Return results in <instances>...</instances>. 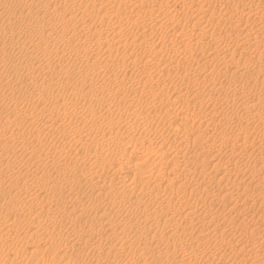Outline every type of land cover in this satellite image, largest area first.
<instances>
[{"label": "rangeland", "instance_id": "374dc122", "mask_svg": "<svg viewBox=\"0 0 264 264\" xmlns=\"http://www.w3.org/2000/svg\"><path fill=\"white\" fill-rule=\"evenodd\" d=\"M25 1L29 3V6L32 5V7L35 8H37L40 4L45 5V3H47L45 5L46 7H48V5L49 7H52L54 4L55 7L59 5L58 7L60 8L66 6V4H69L67 7L72 6L73 4L72 14H78L80 10L84 8V5H88V2L84 0L77 1V4L81 3L82 7L81 5L72 3L73 0H50V2L49 0ZM59 1L61 3H59ZM130 1L132 2L131 10H123L122 15L111 13L105 17L106 22L111 23L115 20H120L125 23L127 21L126 19L128 18L127 15L129 12H131V16H134L138 11H144L148 9V5L145 3V0ZM150 1L153 8L151 12L143 15L144 17L142 21L138 22V24H133L131 26L126 25V31L124 30V33L129 34L132 31H136V29L137 31H141L145 28H149L151 24H154L157 21L161 22V20H163L162 24L159 23L158 27L160 26L164 36L157 35L163 39H154L153 42L155 44L159 43L158 45L153 44L152 41H148V44L142 42V45L139 43V41L135 42L134 44L137 46V48L136 46H131L128 48V50L126 49L127 51H125L127 54L131 53L130 55H133V57L136 54H138L136 56L139 58H141L140 56L143 57L141 52L144 50V53L146 54L147 52L151 53V50H158V47L160 46L165 47L164 39L172 37L173 29L171 26L173 25H168V23L165 21L164 13L171 16L173 12H166L164 4L165 0ZM224 1L225 0L215 2L214 0H211L209 4H205L203 8L198 11V7L200 5L198 1L195 0V4L189 7V17H179V26L177 29L187 31L188 35L181 36L180 33H177L182 31L178 30L176 33L177 36H179L177 37V40L179 41L178 45L187 42L190 45V49L191 47L193 48L191 50H194L195 47L194 45L192 46V42H195L200 37V33H202L200 32L199 27H193V23L198 19V17H201L200 21L202 22V25H205L206 19H209L218 27L225 30L226 34L223 35L216 44V52L212 55H204L201 64H195L196 66H192V64L186 63L181 65L179 72L174 69L168 71L167 69L156 65L158 59V62L161 63L166 60L167 56L171 53L177 57L174 63H178L179 54L175 49H170L168 51L169 54L166 51L163 53V49L166 50V47H160L159 50L161 49L160 51L162 53L158 52V50V54L155 55L158 57L148 61V66H145L142 61H137V66L133 68L131 64H128L126 60H124V58L119 60L115 55L116 52L113 51L114 54L112 55V60L109 61V63L112 62L109 64L110 69L118 71L119 68H121V71H118V80L120 82L124 80V78L129 77V80L133 81L134 86H137L136 80H139L140 84L144 83V98L141 100L138 96V93L135 94L133 91L128 93L118 92L112 94V96L111 94H107L109 96L104 95L95 100L91 99L90 94L86 93L87 88L99 90L101 87L105 88L106 86H110L105 84L108 82L110 83L109 79H103L102 76H97L91 72L94 71V69L90 68L91 64L93 67V62L96 64L99 63V61H97V57H95L93 54L91 58L84 59L82 57L80 58L79 55V57L75 58L74 56H69L60 61L55 58L56 54L54 53V50L51 51L52 48H50L49 45L47 46V44H45L43 48H40V50L28 48V50L23 49L22 51H9L10 49L8 50L7 48L6 52L0 51V69L2 70L0 73V264H41L40 261L44 260V258L46 259L45 262L48 264H63V259L60 254L52 253L47 257H42V253L45 251V248L50 245H61L67 250L72 248V253H69L68 251V256L71 258L83 259L88 263L94 264L97 248L93 246L97 239L102 241V244L105 246V248L108 244L115 243V241H117L116 246H131V249L135 251L138 249L140 242L133 231H127L125 235H120L118 240H115L113 237H111L108 232L100 234L96 237L90 236L86 232L81 233V228L92 229V227H98L101 222L107 220L115 226H119L120 223L129 217L133 219L131 222L136 221L131 216L132 213L129 214L130 212L123 210L122 206H120V208L114 207L112 209L99 208L98 210L94 209L93 207L97 203L108 202L114 198V193L116 192L112 189L114 186L113 181L110 178L113 177L115 171L113 169L107 170L103 174L105 181H101L99 186H97L95 189H92L91 185L86 179L80 178L79 180H76L73 178V176H70L71 174H76L77 171L79 173V169L87 168L89 161H87L84 157L87 153L90 154V152H93L91 153L92 156L94 155L93 158L98 159V161L105 160L104 162H107V160L111 162L116 159V157L123 154L124 151L119 152L118 150H115V147L112 144L102 149L96 148V143L99 141V139L104 140V138H108V140L113 141L114 139V141H117L115 136L118 137L119 135L118 141L122 140L121 142L123 143L124 141H128L130 138H132L133 141H136L137 149L141 146L148 147L150 145L148 147L149 150L154 151L160 144H163V147L160 145L163 150H168L171 148V154L163 159V163H167L165 167L167 172H165L164 176H166L168 179L175 178L190 183L188 186L185 185L181 188L174 187V189H169V187L165 185V183L168 182V179L165 181L161 179V181H159L163 185L159 186L156 190L165 194L171 205L191 206L189 207L191 208V211L188 216L194 218V220L197 221H199V218L202 216L200 209H203L205 204H210V207L213 208L208 209L209 215L213 217L212 226L209 229H195L196 232H191L194 231L191 228L184 230L182 233L180 232L177 235L179 240H177L175 244L173 243L174 246L172 244L171 248H182V250L189 251L201 249L204 245L207 246L209 244H217L220 246L224 245L226 247V251L221 257V254H217L213 257H198L191 264H223V262L226 264H256L255 259L259 258L258 255L245 254L243 256H236L238 253H236L232 248V243L238 239L246 242L248 240V234L250 233L249 230L251 229L249 224L254 221L256 223L260 222L261 228L259 227L258 229H261L264 232V163L262 164L259 158L255 156V149H259L261 146V148H264V137H261L264 130L262 129V126L264 125L261 124L260 126V123L258 122H255L253 126L249 124V127L247 128V130L250 131L248 134L249 137L243 144L242 139L235 137L236 134H238V131L235 130L237 129V126L235 127L233 125H237V122L233 118L232 121L234 122L232 123L229 118L225 117V114L237 115V112L240 116L243 115L241 114L242 112L239 113L236 109L233 110L232 108L228 107V104L232 102V100H236V96H234L235 91H237L240 95H244L243 97H240L239 100L244 98L250 104H256L258 108L264 110V45L255 46L243 44L239 46V50H242V52L236 50L237 44L248 36L254 35L258 32L264 36V0H230V4L232 6L238 7V9L242 10L236 14V17L240 16L242 20L239 25L241 28L240 31H230V23L225 18V15H222ZM102 2L107 4L108 0L96 1L94 7L96 5H99L98 7L105 6ZM5 5H8L10 8L7 9ZM97 6L95 8H98ZM41 7L45 8L43 5L38 8ZM20 8L21 7L20 4L18 5V0H0V30L3 29L8 33H11L15 38L22 39V37L27 35H39L28 27V23L40 24L42 21L50 20L49 22L55 25L63 24L64 20L61 15L45 17L40 13L36 14V16L33 15L32 17L34 19L32 17L28 19L27 16L25 17V15L29 9L23 12L20 11ZM123 12L127 13L123 14ZM101 13L102 12H100L99 15H101ZM18 14L22 17H18ZM24 17L26 21L24 20ZM98 17H86L88 23L86 20L85 22L89 26L91 25V22L92 24H98L100 21V18ZM88 18L90 19L88 20ZM59 19L61 20L59 21ZM13 20H15V22ZM24 22H27L26 25H24ZM85 22L82 25L85 26ZM102 37L98 38V42L101 44L103 51L109 50V46L112 44V47L116 48L121 46L122 49L124 42L130 43L128 38L118 43L114 42L113 40L111 41V36L103 35ZM84 40L86 43L88 42V44H94L96 42L95 37H85ZM208 41H210L209 36H204L201 39V43L203 45ZM2 43H4L6 46L10 45L9 40H3ZM96 44L97 42L94 44V48L96 47ZM102 45H105L104 47H107L108 49H104ZM131 49L134 50L131 51ZM47 52L49 56H47ZM91 53L92 52H90L88 56H91ZM29 54L38 56L40 59L49 57L48 60H51L49 62H52L51 64L56 65L57 68H66L67 66V68L74 67L72 69L84 71L82 72L84 74L85 72L86 74L91 72L89 75H93V77H89L91 80L89 79L90 81L88 85H85V88L83 87L84 89L80 91V94H84L88 101H83V103H81L76 99L70 98L68 100V96L63 93L65 91V87L61 88L63 90L62 91L57 86V84H55L58 80H62L63 82L66 80H74V73L71 75L68 74V76L65 75L64 77H60L58 75L59 79L57 81V78L55 74H52L51 69L46 70L44 75L40 73L37 75L36 73L37 76L34 75V78L26 76L27 72L25 67L29 63ZM40 54L42 56H40ZM163 58L165 59L163 60ZM52 59L56 60L53 61ZM81 60L85 61L81 62ZM59 61L61 62L62 66H58L60 63ZM64 61L67 63V65ZM71 61H74L76 65L74 63V65L71 64ZM15 63L17 65H15ZM122 63H125L124 70H122ZM202 64L207 66L201 68ZM226 66H236L241 69L239 72L230 73L224 70ZM98 67H100V65H97V69H99ZM152 70L154 73L152 75H155L154 77L149 75V71ZM9 72L12 73V76L9 75ZM187 72L189 74L192 72V74H190V81L182 77L183 73ZM56 73L58 74V71H56ZM177 74L181 77H179ZM73 75L74 77H72ZM193 77L197 78L193 79ZM53 79L56 82L53 81ZM101 80L104 82H101ZM106 80L108 81L105 82ZM194 80L196 83H198L196 84ZM51 81L55 83H51ZM185 82L186 85L184 86ZM40 84H44L42 88H39ZM179 87H182L181 89L183 90V92L180 94L184 95L181 99L176 98L177 94L171 93L173 89ZM213 87L220 90V93L215 94L213 98H210L208 95V90ZM47 88L50 89L48 90ZM149 90L152 96L157 97L152 99L151 96H147ZM41 93H44V97L42 100H39L38 97ZM180 94L178 96H180ZM159 97L163 102L169 104L171 109L169 113L166 114L161 110V108H159V106L162 105L157 102ZM36 98L40 102H38ZM4 99H12L13 102L10 105L4 102ZM61 101L68 107H78L77 109L79 111L81 110L82 113L88 116L91 110L95 107L97 108L105 105L107 108L108 104H110L109 107H112L115 115H109L111 118L109 117V119H106V121L104 120L101 127L102 129L98 132L99 135L94 133V135H91V137H85L80 131L76 129V126L64 128L63 123L67 122V119L59 118L56 122H52L51 120L47 121L45 118L43 120L40 119L44 115L43 112H45L47 107H49V109H55L58 107V103H61ZM35 103L37 110L35 111L34 107V111L33 113H29L30 115H24L20 112H7L9 106V110H13L14 108L18 109L25 104L28 106H35ZM37 103L39 107L37 106ZM130 104H132L133 107L126 116L132 121L135 120L134 118L138 119L137 117H139V115L140 117L141 115H153L155 119H150L148 122H142L143 120L140 118V120L134 121V123L128 127L113 125L112 122L116 121L118 117V113L115 112L117 111V107L119 105L120 107H124L126 105L129 106ZM114 107L116 109H114ZM222 111L224 114H222ZM176 114H184L189 118L188 121L180 128L177 127L179 120L175 118ZM7 115L9 116L8 118ZM199 116L206 117L200 120ZM38 117H40V120ZM115 117L116 119H113ZM170 119H172L171 125L169 123ZM107 126L111 127L108 129ZM125 129H127L126 132ZM118 131L120 133L124 132L126 136L124 135L121 138L122 134H119ZM174 131L178 132V139L174 138ZM108 132L111 133L109 134ZM108 135L110 136V139ZM149 135H151L152 140L154 139L153 141H155L153 145H151L152 142L149 140L150 138H147V136L150 137ZM229 135L232 138L235 137L233 143L235 150H238L243 147V145H245V148L251 151V154L249 156H245L242 159L233 156L230 160H228L231 154V150L228 149H232V145L228 147L227 150L215 145L219 144V137L225 138L227 136L229 137ZM61 144L66 145L63 150L56 152L55 147H52ZM170 144L171 147H169ZM210 144H212L213 147L208 150L210 148ZM250 145H253L252 148ZM253 147L255 149H253ZM130 149L131 147L129 150ZM117 151L119 152L118 155ZM39 152L40 154L47 152V156L45 157L41 154L42 157H44V159L42 158L41 161H38L36 158ZM176 152H180V154L175 156L174 153ZM181 154H186V160L190 159V161L186 164H183L184 157H182ZM216 154L217 156H215ZM262 155L264 156V151L262 152ZM179 157L180 162L178 160ZM174 161H176L175 169ZM146 169L147 168L145 165L140 167L139 172L141 174L136 176V180L138 181L137 184L139 186L144 185L150 188L153 186V184H149V181H147ZM130 177L131 176H129L127 180ZM191 184L198 186L199 190L196 191L195 187L190 186ZM227 186L232 187V189L230 195L225 197L226 193L229 191H219L221 188H225ZM110 190L111 192H109ZM211 194H214L215 196L212 197ZM138 197L140 196H134L133 198ZM195 198L211 200V202H197L195 201ZM40 203H42V205ZM192 204H196V207L200 209L193 208L194 206ZM232 208H236L239 211H234ZM74 209H82V215H80V211L77 213ZM165 209H167V207H165ZM47 210H49V212ZM163 212L164 209L156 208V213L159 219L163 216ZM221 212L224 214H221ZM135 215L138 216L139 214L135 213ZM256 217L259 218L257 219ZM176 218L179 220L180 216H177ZM37 228H41L42 231H46H37ZM58 232L60 235H58ZM189 232L191 234L193 233L192 236L195 240H193ZM158 235L160 241L163 242V237L161 234H157V236ZM85 240L87 245L83 243ZM169 243H171V241H169ZM163 244H165V242H163ZM258 244L259 243L256 245H251L250 250L256 251L264 248V243L259 246ZM195 246H197L196 249H194ZM34 249L35 251H33ZM31 252L37 253L34 255V253ZM27 254H29V258H27ZM36 255L38 256L36 257ZM115 256L117 258L110 257L108 261L104 260L100 264H178V259L172 258L169 255L161 257L157 255H149L144 259H137L134 257L118 258L117 255ZM217 256L220 257L223 262ZM205 258L206 260L208 259V261H206Z\"/></svg>", "mask_w": 264, "mask_h": 264}, {"label": "bare ground", "instance_id": "6f19581e", "mask_svg": "<svg viewBox=\"0 0 264 264\" xmlns=\"http://www.w3.org/2000/svg\"><path fill=\"white\" fill-rule=\"evenodd\" d=\"M54 1H56V0H54ZM77 1L78 0H73L72 3L77 4L78 3ZM84 1H87L88 5L85 6L83 4L84 8L82 10H80L79 7H78V9L80 10V12L78 14H72V10H73L72 6H73V4H72V6H69V7H67V5H69V4H66V6H63L62 8H60V7H58L59 5L55 7L54 4H53L54 6L51 4L52 7H49V5H48V7H46L45 5L47 3H45V5L44 4H40L38 6V7H40L41 5H43L45 8H43V7L35 8V7H32V5L29 6V3H27L25 0H18V5L20 4V7H21L20 11L24 12V11L29 9L27 11L26 15H25V17L27 16L28 19H30L33 15L36 16V14H40V13L43 16H45V17L46 16L61 15L63 20H64L63 24L55 25L53 23H50L49 22L50 20L49 21L48 20L42 21V23H40V24L28 23L27 24L28 27L31 28L32 30H34L39 35L36 34L37 36H34L35 34H33L31 36L29 34L31 32H29L28 34L30 36L27 35L25 37H22V39L21 38H15L14 35H12L11 33H8L7 31L2 29V30H0V51L1 52H3V51L6 52L7 48H8V50L10 49L9 51H14V50H21L22 51L23 49L24 50H28V48H33V49H39L40 50V48H43L44 45L47 44V46L49 45V47L52 48L51 51L54 50V53L56 54L55 58H57L60 61H62L64 58L69 57V56L70 57L74 56V58H75V57H79V55H80V58L81 57L84 58V59L85 58H91L92 54H93L95 57H97L98 60L97 59L96 60L99 61V63L96 64L95 62H93V67H92V64H91L90 68L94 69V71H91V72L93 74H96L97 76H102L103 79L104 78L109 79L110 83L108 82V83H105V84L110 85V86L109 87L106 86L105 88H102L101 87L102 85H101L100 86L101 88H99V90H97V89L94 90V89L87 88L86 93L90 94L91 99L95 100V99L100 98V96H104V95H107V94H109V95L111 94V96H112V94H115V93H118V92L128 93V92H131V91L135 92V94L138 93V96H139L140 100L143 99L144 98L143 91H145L144 83L140 84V81L136 80L137 86H134L133 81L129 80V77L124 78V80H122L120 82L118 80V77H119V72L118 71L119 70L121 71V68H119L118 71H114L113 69H110L109 64L112 63V62L109 63V61L112 60V55L114 54L113 51H115L116 52L115 55L118 57L119 60L124 58V60H126V62L128 64H131V66L133 68H135L137 66V63H138L137 61H142V63L145 66H148L149 65L148 61L154 59L156 57L155 55H157L158 52H161L160 51L161 49L159 50V48L160 47L162 48L163 46L158 47L159 51L157 49L156 50L154 49L155 51L150 49L151 53H149V52L146 53V54L149 53L148 55H146L144 53V51H145L144 50L143 52H141L143 54V57L140 56L141 58L136 56L138 54H136L133 57V55L132 56L130 55L131 53L127 54L125 51H127L128 48H130L131 46L132 47L136 46L134 43L138 42V41L142 45V42L148 44V41H152L153 42L154 39H157V38L163 39L160 36H157V35L164 36L162 31H161L160 26L158 27L159 23L162 24L163 20H161V22L157 21L156 23L151 24L149 26V28H145L144 30H141V31L138 30L137 31V29H136V31H132L129 34H125L124 30L126 29V25L127 26H131L133 24L134 25L138 24V22L142 21V19L144 17L143 15L151 12V10L153 8H152V3H151L150 0H145V3L148 5V9L147 10L138 11L137 14H135L134 16L133 15L131 16L130 15L131 12H129V14L127 15L128 18L126 19L127 21L125 23H123L120 20H115V21L109 23V22H106L105 17L107 15L111 14V13H114V14L116 13L118 15H122V11L123 10H131L132 2L130 0H108L107 4H104L102 2L105 6L98 7L99 5L98 6L96 5L98 8H95L96 6L94 7V4H95L96 1H99V0H84ZM194 1L195 0H165L164 1L166 12H173V14L171 16L166 14V13H164L165 21L168 23V25H170V24L173 25V26H171L172 29H173V32H172V37L171 38L164 39L165 40L166 50L163 49L164 51L163 50L162 51H163V53L165 51L168 53V51L170 49H172V50L175 49L178 52V54H179V57H178L179 60H178V63L175 62L177 64L176 65L174 63V61H176L175 59H177V57H175V55H172L171 53H170V55H168L169 54L168 53V54H166V55H168L167 59L164 60L165 58H163V60H164L163 62H161V63L158 62L159 61V59H158V61L156 63L157 66L165 68L168 71H171V69H174L177 72H179V70L181 69V65L186 64V63L187 64H192V66L195 65V64L196 65L201 64L204 55H206V54L212 55V54H214L216 52V44L221 39V37L226 34L225 30H223V28L218 27L214 22L210 21L209 19H206L205 25L204 24L202 25V22L200 21L201 17H198V19L195 20L194 23H193V27H199L200 28V32H202V33H200L201 34L200 37L195 42H192L193 43L192 46L193 45L195 46L194 50H191V49H193L192 47L190 49V47H189L190 45L187 42L184 43V44H179L178 45L179 41L177 40V37H179V36H177V34L180 33L181 36L188 35L187 31H184L182 29H177V27L179 26V17L180 16L189 17V15H190L189 14L190 13L189 12V7L191 5L195 4ZM197 1H198L199 5H200L198 7V11H199V10H201L203 8V6L205 4H209L211 0H197ZM214 1L215 2H219L221 0H214ZM30 2H32V1H30ZM49 2H50V0H49ZM59 3H61V2L59 1ZM63 3H65V2H63ZM48 4H50V3H48ZM77 5H81V3L77 4ZM223 5H224V9L222 11V15H225V18L230 23V31H240L241 28L239 27V25L242 22V20H241L240 16L236 17V14L238 12H241L242 10L238 9V7L232 6L230 4V0H225ZM5 7H7V9L10 8L8 5H5ZM81 7H82V5H81ZM100 12H102L101 15H99ZM126 13L127 12H123V14H126ZM24 14H22V15H24ZM42 15H40V16H42ZM263 16H264V13H263ZM18 17H22V16H19V14H18ZM25 17H24V20H25ZM86 17H90V18L91 17H94V18L98 17V18H100L99 19L100 21L98 22V24H92V22H91V25L89 26L87 24L88 22L86 20ZM14 18H15V16H14ZM41 18H43V17H41ZM48 18H50V17H48ZM90 18H88V20ZM6 19H7V17H6ZM33 19H31V20H33ZM60 20L61 19H59V21ZM85 20H86L87 23L85 22ZM1 21H3V20H1ZM13 21L15 22V20H13ZM27 21H29V20H27ZM17 22H19V21H17ZM84 22L86 23L87 26L86 25L85 26L82 25ZM5 23H6V20H5ZM26 23L24 25H26ZM123 24H125V25H123ZM129 28H131V27H129ZM4 29H5V27H4ZM26 30H29V29H26ZM178 30L182 31V32H178ZM128 31H129V29H128ZM207 32H209V33H207ZM103 35L111 36L112 37L111 41L113 40L114 42H118V43H120V42H122V40L128 38L130 43L124 42L122 49H121V46L120 47H116V48L112 47V45H113L112 44L111 46H109V50H107L108 49L107 47H104L105 45H102L104 47V49L107 48L106 49L107 51H103V48H101V44L98 42V38L102 37ZM204 36H209L210 37V41L206 42L203 45L201 43V39ZM85 37H90V38L91 37L92 38L95 37L96 38V42H97L96 47L94 48V44L96 42L94 44H88V42L86 43V41L84 40ZM106 38H107V36H106ZM3 40H9L10 41V45L6 46L4 43H2ZM106 43H107V41H106ZM153 44H155V43L153 42ZM156 44L158 45L159 43H156ZM243 44L255 45V46L264 45V36L261 35L259 32L254 34V35H250V36H248L247 38L243 39L242 41H240L237 44L236 50L239 51V52H242V50H239V46H241ZM107 45H110V44H107ZM139 47H142V46H139ZM165 47H163V48H165ZM136 48H137V46H136ZM144 49H147V48H144ZM132 50H134V49H131V51ZM42 51H41V53H42ZM36 52H35V54H36ZM90 52H92L91 56H88L90 54ZM29 55H30V56H28V62L29 63L27 64V66L25 65L26 67L24 66L26 68V72H27L26 76L34 78L33 77L34 75L37 76V75H39V73L44 75L46 70L51 69L52 70V74H55V76L57 78L56 81H57L59 79V76L60 77H64L65 75L68 76V74L71 75V74L74 73L75 78H74V80L72 79V81H67L66 80L65 82H63L62 80H58L56 82L54 80L55 79V76H54L53 81H55L56 83L52 82V81H51V83L57 84V86L60 89L65 87V91L63 93L68 96V100L70 98L71 99H76V100H79L81 103H83V101H86V102L88 101L85 98L84 94H80V91L85 88V85H88L89 81L91 80L90 78L93 77V75L92 76L89 75V74H91L90 70H89L90 73L86 74V72H85V74H84V73H82L84 71H79L78 69L77 70L72 69L74 67L67 68V66H66V68H61V67L57 68L56 65H52L51 64L52 62H49V61H51L50 59L48 60L49 57L48 58L44 57L45 59L44 58L40 59V58H38V56H33L31 54H29ZM166 55H164V56H166ZM40 56H42V55L40 54ZM47 56H49L48 52H47ZM76 59H78V58H76ZM54 60H56V59H54ZM84 61L81 60V62H84ZM87 61H90V60H87ZM160 61H161V59H160ZM67 63H68V60H67ZM67 63H66V65H67ZM73 63H74V61L71 64H73ZM124 64L125 63H122V67H123L122 70H124V66H125ZM173 64H175V65H173ZM15 65H17V64L15 63ZM59 65H61V62L58 64V66ZM97 65H100V67H98L99 69H97ZM63 66H64V64H63ZM206 66L207 65H203L202 64L201 68L202 67H206ZM240 69L241 68L236 67V66H226L224 70L226 72L236 73V72H239ZM201 70H203V69H201ZM56 71H58V74L56 73ZM1 72H2V70L0 69V73ZM70 72H72V73H70ZM87 72H88V70H87ZM184 72H186V71H184ZM36 73H37V75H36ZM149 73H150L149 75H151L153 77L155 76V75H152V74H154L153 70L149 71ZM190 74H192V72ZM190 74L188 72L187 73H183L182 77L184 79H187V80L190 81V79H191ZM9 75L12 76V73L9 72ZM74 75L72 77H74ZM47 77H45V78H47ZM179 77H181V76H179ZM194 78H197V77H193V79ZM102 80H101V82H104ZM107 81L108 80H106L105 82H107ZM134 81H135V79H134ZM194 81H193V83H194ZM93 83H94V81H93ZM99 83H100V81H99ZM195 83H196V81H195ZM91 84H92V82H91ZM97 84H96V86H97ZM187 84H188V82H187ZM43 85L44 84H40L39 88H42ZM185 85H186V82H185L184 86ZM92 87H93V85H92ZM182 87L175 88V89H173L171 91L172 94H177V96H176L177 99H181L184 96L183 94L182 95L180 94L181 92H183V90L181 89ZM47 89L49 90L50 88H47ZM218 93H220V90H218L215 87L210 88L208 90V95H209L210 98H213V96L215 94H218ZM179 94H180V96H178ZM109 95H107V96H109ZM147 96H151L152 99L157 97V96H152L150 94V90L148 91ZM234 96H236V100L234 101V100L231 99L232 102H230L228 104V107L232 108L233 110L236 109L239 113L242 112L241 114H243V115L240 116L236 112L237 115L225 114V117L229 118L230 121H232L233 118H234V120L237 122V125H233V126H235V127L237 126L236 127L237 129H235V130L238 131V134H236V136L235 135L234 136L236 138L242 139L243 144H244V142L247 141V139L249 137L248 134H249L250 131L247 130V128L249 127V124H251L253 126L255 124V122H258V123H260V126H261V124L264 125V110H261L260 108H258L256 104H250L244 98L242 100H239V98L243 97L244 95H240L237 91L234 92ZM43 97H44V93H41L38 98H39V100H42ZM107 98H105V99H107ZM100 100H102V99H100ZM157 100H158L157 102L159 104H162L161 106H159V108H161V110L164 111L166 114L169 113L170 110H171L170 107H169V104L166 103V102H163L162 99H160V97ZM3 101L8 103V104H10V105L13 102L12 99H4ZM37 101H38V99H37ZM38 102H40V101H38ZM66 102H68V101H66ZM78 102H76V103H78ZM101 102H100V104H101ZM6 103H4V104H6ZM81 103H79V104H81ZM27 104H28V102H27ZM84 104H85V102H84ZM97 105H98V103H97ZM109 105L110 104H108L107 108L105 107V105H103L101 107H97V108L95 107L94 109L91 110V112L89 113V116H88V115L82 113L81 110L79 111L77 109L78 107L77 108L73 107V106L72 107H70V106L68 107L65 103H63L61 101V103H58V107L55 108V109H49V107H47L45 109V112H43L44 115L41 118L38 117V119L40 118V119L43 120L45 118V120H47V121L51 120L52 122L58 121L57 119H59V118L67 119V122L63 123L64 124V128L76 126V129L78 131H80L83 134V136L91 137V135L93 136L94 133L99 135L98 132L102 129L101 127H102V124H103L104 120L106 121V119H109V117L112 114L115 115L114 112H113L114 110H112V107H109ZM127 105L124 106V107H120V105L117 107V105H116L117 111H115V112L118 113V117H117V119H116V117L113 118V119H116V121L112 120L113 121L112 122L113 125H118L120 127L121 126L128 127L131 124H133L134 121L140 120V118H142V120H143L142 122H148L150 119H155V117L153 115H150V116H148V115H143L142 116L141 115V117L139 115V117H137L138 119L134 118L135 120L133 119L134 121H132L126 115H127V113L129 111L132 110L133 106H132V104H130L129 106H127ZM37 106H38V103H37ZM34 107H35V111H36L37 110L36 103H35V106H28V105L25 104L24 106L19 107L18 109L14 108L13 110H9V108H10V106H9L7 112H20L21 114H24V115L27 114L28 115L29 113H33V111H34L33 108ZM79 109H81V108H79ZM114 109H116V108L114 107ZM104 114L107 115V116H105ZM222 114H224L223 111H222ZM8 117L9 116L7 115V118ZM204 117H206V116H199L200 120H202V118H204ZM15 118H17V117H15ZM175 118L179 120V123L177 124L178 128L183 126V124H185L188 121V119H189L184 114L183 115L176 114ZM17 119H19V118H17ZM250 119H252V120H250ZM233 122L234 121H232V123ZM43 123H45V122H43ZM169 123L171 125L172 119L169 120ZM108 124H109V122H108ZM79 125H82V126H79ZM109 127H111V126H109ZM109 127H108V129H109ZM113 129H114V127H113ZM262 129H264V126H262ZM126 131H127V129H125V132ZM111 132H108V133L110 134ZM116 133H117V131H116ZM173 133H175L173 135L174 138L178 139L179 138L178 132L174 131ZM113 134H115V133H113ZM119 134H122L121 138H122V136L125 135L124 132H122V133L119 132ZM115 135H117V134H115ZM222 135H224V134H222ZM222 135H221V137H222ZM149 136L150 137L147 136V138H150L149 140L152 142L151 145H153V143H155V141H153L154 139L152 140L151 135H149ZM115 137L117 138V141H114V139H113V141L112 140H108V138L107 139L104 138V140H100L99 139V141L97 139L98 142L96 143V148L97 149H102V148L108 147V146H110L112 144L115 147V150H118L119 152L124 151L123 154L120 153L121 155H119L120 157L118 156L119 158L116 157V159H114L111 162H109L108 160H107V162H104L105 160L104 161H98V159L93 158L94 155L92 156V154H91L93 152H90V154H88L86 152L87 154L84 157L86 158L87 161H89V164H88L87 168L79 169L80 170L79 173L77 171L76 174H73V175L71 174L70 176H73V178H75L76 180H79L80 178L86 179L89 182V184L91 185L92 189H95L97 186H99V183L101 181L102 182L105 181V178L103 177V174L107 170H109V169L112 170L113 169L115 171V173H114L113 177H111L110 179L113 181V186L114 187L112 189L116 192V193H114V198L112 200L108 201V202L97 203L93 207H94V209L98 210L99 208L112 209L114 207L120 208V206H122L123 210H125L126 212H130L129 214L132 213L131 216L136 221L131 222V220H133V219L131 217H129V218H126L122 223H120L119 226H115L114 224H112L110 221L107 220V221L101 222L98 227H92V229L91 228L90 229L81 228V233L86 232L90 236H95L96 237V236H98L100 234L108 232L111 237H113L115 240H118L120 238V235H125L127 231H133L134 234L138 237V240H139L140 244L138 245V249L136 251L132 250L131 246H127V247H124L122 245L116 246L117 245L116 244L117 241H115V243L108 244L107 247L105 248V246L102 244V241L100 239H97L95 241L94 246H93V247L97 248V253H96L95 263L94 264H100L104 260L108 261L110 257L117 258L115 255H117L118 258L134 257V258H137V259H144V258H146L149 255H157V256H160V257L169 255L172 258H177L178 259V264H191L198 257L199 258H204V257H209V256L213 257V256H216L217 254L218 255L221 254L220 255V257H221L222 255H224V252L226 251V247L224 245L220 246V245H217V244L216 245L215 244L214 245L213 244H211V245L210 244L209 245L206 244L207 246H205V245H204L205 247L201 246L202 247L201 249H196L197 246H195L194 249H196V250H189V251L188 250H182V248L181 249H173V248H171V245L173 243L175 244V242L177 240H179V237H177V235L180 232L182 233L184 230H188L189 228L194 230V231H191V232H196L195 229L196 230L197 229H203V228L204 229H209L212 226V222H213V217L211 215H209V213H208V209H213L212 207H210V204H205L203 206V209H200V208L196 207L197 203L196 204H192L194 206V207L193 206L192 207L195 208V209L196 208L200 209L201 214H202V216L199 218V221H197V220H194V218L188 216L190 214V211H191L190 210L191 208H189V207H191V206L188 207V206H185V205H179V206L171 205L169 203L170 202L169 199L165 196V194H163L162 192L156 190L159 186L163 185L161 182H159V181H161V179L164 180V181L168 179L166 176H164L165 172H167L166 168H165L167 163L166 162L163 163V159L166 158L169 154H171L170 153L171 152V148H169V147H171V144H170L169 147L166 146L167 148H169L168 150H165V149L163 150L161 148V146H160V145H162V147H163V144L159 143L160 145L157 146L158 148L156 150L150 151L149 148H148L150 145L148 147H146V146L142 147L141 146V147H139L137 149L136 141H133L132 138H130L128 141H124V143H123V142H121L122 140L118 141L119 138L117 136H115ZM152 137H154V136H152ZM221 137H219V140H220L219 144H217L215 146H218V147L220 146V147L225 148L227 150L228 147H230L232 145V149H230V148L228 149V150H231V154H230V157L228 158V160H230L233 156H236V157L242 159L245 156H249L251 154V151L247 150L245 148V145H243V147H241L240 149L235 150V147H233L234 146L233 143H234V138L235 137L232 138V137H230V135H229V137L227 136L225 138L224 137L221 138ZM261 137H264V130H263V134L261 135ZM109 139H110V136H109ZM176 139H175V141H176ZM172 144H173V142H172ZM253 144H254V142H253ZM65 146H66L65 144H61V145L52 146V147L53 148L55 147V151L57 152V151L63 150L65 148ZM179 146H181V145H179ZM252 146L250 145L251 148H252ZM254 146H257V145H254ZM130 147H131V149L132 148L133 149L129 150ZM209 147L210 148L208 150H210L211 147H213V145L210 144ZM260 148L259 149H255L253 147V149H255V152H256L255 156L258 157L260 162L263 164L264 163V156L262 155V152L264 151V148H261V149ZM219 149H221V148H219ZM151 150H152V148H151ZM118 151H117V155L119 154ZM41 154L44 157L47 156V152H45V153L43 152ZM41 154L39 152V154L36 156L38 161L39 160L41 161L42 158L44 159V157H42ZM109 154H110V152H109ZM174 154L176 156L177 154H180V152H176ZM185 155L186 154H183V155L181 154V156L184 157L183 158L184 159L183 160L184 161L183 164H186L187 162L190 161L189 158H188L189 160H186L187 156H185ZM178 156H180V155H178ZM215 156H217V154ZM173 160H175V159H173ZM178 160L180 162V157H179ZM138 165L140 167L142 165L146 166V168H147L146 169V171H147V174H146L147 181H149V184H153L152 187L148 188V186H144V185L139 186L137 184L138 181L136 180V176L141 174L139 172L140 167ZM175 168H176V161H174V169ZM111 175H112V173H111ZM129 176H131V177L127 180V178ZM70 179H71V177H70ZM189 184L190 183H187L184 180L175 179V178H173V179L170 178V179H168V182L165 183V185L168 186L169 189H174V187L181 188V187H183L185 185L188 186ZM155 185H156V187H155ZM190 186L191 187H195L196 191L199 190V187L194 185V184H191ZM231 189H232V187L227 186L225 188H221L219 192H222L223 190H228L229 192L226 193V196H225V197H227L228 195H230ZM109 192H111V190ZM219 192H218V194H219ZM211 195H212V197L215 196L214 194H211ZM134 196H140V197L133 198ZM41 201H42V199H41ZM195 201H197V202H200V201L211 202V200H204V199H201V198H195ZM40 204L42 205V203H40ZM44 207H45V205H44ZM165 207H167V209H165ZM156 208L164 209L163 216L160 219H159V217H158V215L156 213ZM232 209L234 211H239L236 208H232ZM43 210H44V208H43ZM74 210H76L77 213H79V211H80V215H82V209H74ZM47 211L49 212V210H47ZM135 213H138L139 215L137 216V215H135ZM221 214H224V213L221 212ZM238 214L240 215L239 212H238ZM252 215H255V214H252ZM177 216L178 217L180 216V219H179L180 221L178 220V218H176ZM256 216H257V214H256ZM249 226H250L251 229L249 230L250 233L248 234L249 235L248 236V240L246 242H244V241H241L240 239H238L237 241L232 243V248L234 249V251L236 253H238V254H236V256H238V255H242L243 256L245 254H255V255L259 256V258L255 259V263L256 264H264V248L261 249V250H256V251H251L250 250L251 249V245H256L257 243H259L258 244V246H259V245H262L264 243V232L261 229L260 230L258 229L259 227L261 228V224H260V222L256 223L254 221L251 224H249ZM42 227H45V226H42ZM36 230L37 231H41V232L46 231V230L42 231L41 228H37ZM263 230H264V228H263ZM59 232H58V235H60ZM35 233H37V232H35ZM157 234H161V236L163 237V242H165V244H163V242L160 241V239L158 238L159 235L157 236ZM192 234H191V236H192ZM194 235H195V233H194ZM196 237H197V235H196ZM192 238H193V236H192ZM193 240H195V239L193 238ZM169 241H171V243H169ZM83 243L85 245H87L86 244V240ZM174 244H173V246H174ZM262 250H263V252H262ZM33 251H35V249ZM68 251H69V253H72V248H70V250H67L65 247H62L61 245H50V246L45 248L44 252L42 251L43 252L42 253V257H45V256L47 257L50 254L54 253V254H60L62 256L63 264H93V263H88L87 261H84L83 259L71 258L67 254ZM31 253H34V255H35V253H37V252H31ZM1 254H3V253H1ZM20 255H22V254H20ZM27 255H28V257L26 255L25 256L27 258H29V254H27ZM38 255H36V257ZM220 257H218V258H220ZM205 260H206V258H205ZM220 260H221V258H220ZM45 261H46V259L44 258V260L40 261V263L41 264H48ZM206 261H208V259ZM221 261L223 262V260H221ZM20 262H22V261H20ZM223 264H226V263L223 262Z\"/></svg>", "mask_w": 264, "mask_h": 264}]
</instances>
